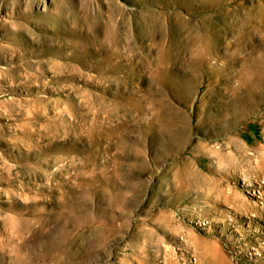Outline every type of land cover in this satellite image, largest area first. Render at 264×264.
Returning a JSON list of instances; mask_svg holds the SVG:
<instances>
[{
    "label": "rangeland",
    "instance_id": "obj_1",
    "mask_svg": "<svg viewBox=\"0 0 264 264\" xmlns=\"http://www.w3.org/2000/svg\"><path fill=\"white\" fill-rule=\"evenodd\" d=\"M263 77L264 0H0V264H264Z\"/></svg>",
    "mask_w": 264,
    "mask_h": 264
},
{
    "label": "bare ground",
    "instance_id": "obj_2",
    "mask_svg": "<svg viewBox=\"0 0 264 264\" xmlns=\"http://www.w3.org/2000/svg\"><path fill=\"white\" fill-rule=\"evenodd\" d=\"M260 83L264 85V77L260 80ZM248 157H249V156H248ZM243 161H245V164H249V163H250V160H249V159L247 160L246 157H245V155L243 156L241 162H243ZM259 164H264V161H259ZM213 255H214V258H215L216 260H218V261H220V260L225 261L224 256H222V255H217V254H214V253H213Z\"/></svg>",
    "mask_w": 264,
    "mask_h": 264
}]
</instances>
